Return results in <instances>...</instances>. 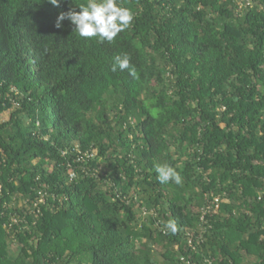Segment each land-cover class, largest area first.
Wrapping results in <instances>:
<instances>
[{"label":"trees","instance_id":"1","mask_svg":"<svg viewBox=\"0 0 264 264\" xmlns=\"http://www.w3.org/2000/svg\"><path fill=\"white\" fill-rule=\"evenodd\" d=\"M120 2L101 43L0 0V264H264V0Z\"/></svg>","mask_w":264,"mask_h":264},{"label":"clouds","instance_id":"2","mask_svg":"<svg viewBox=\"0 0 264 264\" xmlns=\"http://www.w3.org/2000/svg\"><path fill=\"white\" fill-rule=\"evenodd\" d=\"M49 2L59 7L61 0H49ZM76 8L79 10L77 11ZM134 13L124 7L120 0H87L86 4H80L67 12H61L56 21V27L61 28L62 22L67 19L74 26V31L82 38H97L101 43L107 41L112 43L115 38L131 27L134 20ZM116 63L112 65L113 72L127 70L133 79H139V73L131 63L130 57L124 55L117 56ZM157 180L161 184L169 182L176 185L183 183L181 174L171 165H156ZM166 234H176L178 225L174 220L164 223Z\"/></svg>","mask_w":264,"mask_h":264},{"label":"built area","instance_id":"3","mask_svg":"<svg viewBox=\"0 0 264 264\" xmlns=\"http://www.w3.org/2000/svg\"><path fill=\"white\" fill-rule=\"evenodd\" d=\"M74 176H75V172L72 171L71 172V177L73 178ZM220 202H221L220 196H216V198H214L213 205L207 206L205 208V212L212 211L213 209H214V212H217V210H218V208L220 206ZM202 217H204V215ZM13 219H14V222L18 221V219L15 218V217Z\"/></svg>","mask_w":264,"mask_h":264},{"label":"rangeland","instance_id":"4","mask_svg":"<svg viewBox=\"0 0 264 264\" xmlns=\"http://www.w3.org/2000/svg\"><path fill=\"white\" fill-rule=\"evenodd\" d=\"M9 115H10V112H6L5 114H3L2 116H1V120H3V119H8L9 118ZM13 247L14 248H16V244H14L13 245ZM159 253V252H158Z\"/></svg>","mask_w":264,"mask_h":264}]
</instances>
